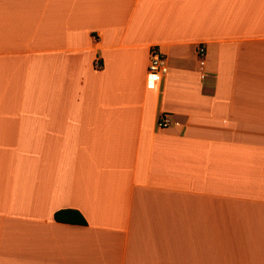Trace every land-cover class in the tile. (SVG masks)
I'll return each mask as SVG.
<instances>
[{
    "label": "crops",
    "instance_id": "crops-1",
    "mask_svg": "<svg viewBox=\"0 0 264 264\" xmlns=\"http://www.w3.org/2000/svg\"><path fill=\"white\" fill-rule=\"evenodd\" d=\"M0 264H264V0H0Z\"/></svg>",
    "mask_w": 264,
    "mask_h": 264
},
{
    "label": "built area",
    "instance_id": "built-area-1",
    "mask_svg": "<svg viewBox=\"0 0 264 264\" xmlns=\"http://www.w3.org/2000/svg\"><path fill=\"white\" fill-rule=\"evenodd\" d=\"M196 55L200 60V65L204 64L205 48L199 45L195 49ZM93 67L95 69H100L102 67V62L99 58H95L93 61ZM147 74L158 83L167 73V59L165 54L160 50L158 46H152L148 53V63H147ZM171 123L170 118L167 115H160L157 120V125L159 127H165Z\"/></svg>",
    "mask_w": 264,
    "mask_h": 264
},
{
    "label": "trees",
    "instance_id": "trees-1",
    "mask_svg": "<svg viewBox=\"0 0 264 264\" xmlns=\"http://www.w3.org/2000/svg\"><path fill=\"white\" fill-rule=\"evenodd\" d=\"M53 216L58 222L86 224L84 216L78 210L72 208L59 209L54 212Z\"/></svg>",
    "mask_w": 264,
    "mask_h": 264
}]
</instances>
